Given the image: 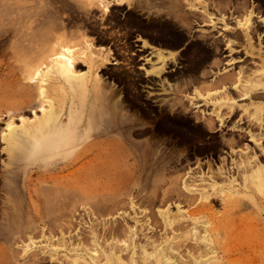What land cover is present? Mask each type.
I'll return each instance as SVG.
<instances>
[{"label": "rangeland", "instance_id": "rangeland-1", "mask_svg": "<svg viewBox=\"0 0 264 264\" xmlns=\"http://www.w3.org/2000/svg\"><path fill=\"white\" fill-rule=\"evenodd\" d=\"M0 4L3 35L19 12ZM69 4L73 38L79 29L88 32L83 40L102 45L101 53L111 49L115 61L100 65L98 73L77 61L75 76L87 75V81L56 88L55 120L36 136L18 139L12 152L0 134V264H155L159 257L162 264H264V112L260 124L249 116L254 105L264 106L252 97L264 94V0ZM39 9L26 12L39 11L46 20ZM44 22L41 30L54 28ZM108 32H125L113 37L125 38L120 55ZM14 41L3 47L9 55L0 57V85L9 90L28 85ZM94 73L102 84L93 81ZM252 79L259 85L242 100L238 95L249 91ZM109 86V102L117 100L121 108L114 129L120 152L113 159L97 152V143L111 135L99 108ZM39 105L36 97L20 116L1 112L0 132L8 123L19 129L21 121L38 120ZM229 105L237 113L220 125L213 111L226 120ZM248 126L253 140L241 138ZM230 140L233 146L224 143ZM242 161L253 165L251 172L242 171ZM82 190L89 199L81 200Z\"/></svg>", "mask_w": 264, "mask_h": 264}, {"label": "bare ground", "instance_id": "bare-ground-1", "mask_svg": "<svg viewBox=\"0 0 264 264\" xmlns=\"http://www.w3.org/2000/svg\"><path fill=\"white\" fill-rule=\"evenodd\" d=\"M2 1L6 2L9 5V6H7L8 8L12 7V10H13V8H16V11H18L19 14H18V16L14 15V16L18 17L17 21H16V18L14 21L13 17H11L13 13L11 15L9 13V15H10L9 19L11 18L12 24L14 21L15 25H13L14 27H12V28L9 27L10 29L8 31H5L6 33H4L3 35H0V57L2 59H4L7 55H9L8 52L3 51V50H5V49H3V47L9 46V44L6 45L7 42L10 43L11 38L14 39L15 40L14 42H16V44H13V46H11V47H13V49H14L13 51L15 53V56L19 60V61L17 60L16 63L19 62L22 64L21 69L26 73L24 75L28 76V80H27L28 85L22 86L19 84V85H17V87L14 90H9L7 88L8 84L2 83L0 85V113L2 112L5 115H8L9 113H14L17 116H20L22 114L23 108L25 106L32 105V103L35 101L36 97L39 100V104H40L39 108H40V112H41V116L38 118V120L34 121L31 124H27V123H25V121H21V127L19 129H17V128L13 127V122L8 123V124H6V128H5L6 130L5 131L2 130L0 132L2 139L6 141L7 148L9 149L8 152H12V147H15V143L18 141V139L24 138L26 136H36L39 132H41V130H43L46 127V125L50 124L51 122H53L55 120V116L57 114V111H55L56 109H55L53 102H52V95H53V92H54V94H56V88L62 89V87L64 88L66 85H68V83H70V84L78 83L81 85L87 81V75L75 76L76 75L75 67L81 66L80 62L77 63V61H82L84 64L86 63L89 66V68H91V71L94 72V69H95V72H97L96 69L100 65L104 64L105 62H106V65H110L109 64L111 62L110 60H113V61H115V60L113 58L114 53L111 51V49L108 50V54L103 53V52L101 53L100 52L101 50H99V49H102V47H101L102 45L99 47L93 46L94 41L91 42L92 39L83 40V37H85V33L87 34L88 32H85L84 34H82V33H80V31L82 32V30H80V29H79V31L76 30V31H78L77 32L78 34L76 33L74 35L75 37L77 36L76 38H78V42H76V40H75L76 38L75 39L73 38L74 32L73 31L71 32V28H72L71 25H73V23L70 20V13H69V11L71 10L70 9L71 4H69L70 0H33L34 2H36V4H34V5H29L27 3V1H29V0H0L1 3H2ZM7 4H5L4 6H6ZM171 5H172V9L174 11H177L178 3L174 2ZM31 8L32 9L41 8V9H39L40 11L42 9H44L45 10L44 12H46V14H47V15L46 14L45 15H46V17L47 16L48 17L46 18V20H41L44 17H41V19H40V17L38 16V13H37L39 11H37V12L27 11L26 12V10H30ZM2 9H4V7ZM1 11L2 10H0V12ZM4 11L5 10H3V12ZM10 11H11V9L9 10V12ZM12 12H15V10ZM18 12H16V13H18ZM155 14H157V12ZM43 15H44V13H43ZM0 16H2V15L0 14ZM0 18L2 19V17H0ZM4 19H5V16H4ZM178 19H181V18H178ZM174 20H176V19H174ZM196 20L197 19H195V21ZM3 21H2V23H3ZM6 21H8V20H6ZM44 21H47V23H53L54 28H52L49 25L51 27L50 30H47V29H46L47 31H44L45 29L41 30L44 28L45 25H48V24H45L46 22H44ZM248 22H249V19L245 22V24H248ZM2 23L0 22V24H2ZM5 23H7V22H5ZM8 24L10 25L11 23H8ZM8 24L5 26H8ZM10 26H12V25H10ZM250 26H251V24L249 26L247 25V30L252 29V26L251 27ZM46 28H47V26H46ZM76 28H77V26H76ZM83 30L85 31V29H83ZM42 31H43V33H42ZM252 32L250 31V33H252ZM237 35H236V37H237ZM250 35H252V34H250ZM108 37H110V34L107 36V39H108ZM86 38H88V36ZM180 38H182L181 34H177L176 40L178 41ZM73 40H75V42ZM218 41H212V43H211V45L215 49L218 48V45H219ZM22 42H25V45H23ZM82 42L85 44L83 47L80 46L82 44ZM175 43H176V41L174 43H172V45H174ZM224 43H226V41ZM229 43L230 42L227 41V44L225 46L229 47L230 46ZM20 45L25 46L26 49L24 50L23 48H21L23 46H20ZM103 49L105 50L106 48L103 47ZM125 50H126V48H125ZM13 51H12V54H13ZM109 51L111 54L109 53ZM157 58L164 62V53L157 52ZM260 61H262V60H260ZM262 62H264V61H262ZM111 65H114V64H111ZM160 72H161V69L158 71H154L153 73L159 74ZM1 75H2V72L0 70V77H1ZM93 76H94L92 78L93 81L98 83V85H100V83L102 84L101 79H100L101 76L99 78V75L97 77L95 75V73L93 74ZM253 77H255V76L253 75ZM22 78H23V76H22ZM257 80H255V81L253 80L254 82H251V80L247 81V82L251 83L249 88L245 87L246 90H249V91L241 92V93H243L241 95L239 93L238 97H240L242 100H244L245 97L248 95V93L251 94V92H253V90L259 85ZM260 80H262V79H260ZM243 82H246V81L243 79L242 84H243ZM259 82H261V81H259ZM245 84H247V83H245ZM106 86H108V85H106ZM239 86H238L239 91H243L244 89H242L241 87L244 88V86H246V85L241 86V84H240ZM110 87L111 86L106 87L107 90L104 94L103 105H99V108L101 110L100 115L102 114V116H107L108 119L110 120L111 124H109L108 127H109V131H110L111 135H109L108 137H106L104 139L103 142H105V143H103V144L101 143L102 144L101 146L99 145V143H97L98 145L97 144L96 145H97V147L98 146L100 147V150L97 151L100 155H103V156L105 155L108 158L113 159L116 156V154H118L120 152V151H118L119 149L117 146L119 144L117 145V143H116L117 139H116L115 135L118 134V132H116L117 131L116 130V117L118 116L117 112H118V109L120 110L121 108L119 107L120 103H118L117 100H115L112 104H111V102H109V99L112 98V96L114 94L113 89ZM240 89H242V90H240ZM9 91H11V92H9ZM225 96L222 98L224 99ZM228 96L229 95H227V97ZM234 96H236V94ZM252 97L254 99L260 100V102L261 101L263 102V100H264V94L262 95L261 93H253ZM96 98H97V96H96ZM219 98H221V97H219ZM229 98H227L228 101H231V99H229ZM110 100L113 101L114 99H110ZM214 100H216V99H214ZM234 101H235V99H234ZM222 105H223V103H222ZM228 110H230V111H229V113H227V116H228V114H230L231 118L226 116L227 118H226V120H224L221 118L222 115L224 116V114L219 113L218 108H216V110L214 109L213 114H215V116L218 119H220V125H223V124L229 122V120L232 119V117L235 115V113H237V112H234L235 107L233 105H229L226 112H228ZM241 111L242 112H248V109L243 106ZM263 112H264V106H260L257 104V105L253 106L252 112L249 113V116L251 114V116L256 120L255 124H257L256 122H259V124H260V122L262 120L261 117L263 115ZM263 119H264V116H263ZM262 121L264 122V120H262ZM240 122H242V121H240ZM230 123L233 124V122H230ZM253 123H254V121H253ZM204 124H206V123H204ZM234 124H235V122H234ZM203 127H204V125H203ZM258 127H259V125H258ZM248 128H249V126H248ZM114 129L116 130L115 132H114ZM250 129L251 128H249V131H247V134L241 136V138L244 136H247L250 140H253L254 135L252 133H254V132H251ZM263 135H264V131H263ZM238 139H240V134H239ZM224 143L226 145L233 146L231 143V140L228 142L224 141ZM235 144L236 143H234V145ZM237 144H238V142H237ZM96 150H97V148H96ZM120 150H122V148ZM263 152H264V150H263ZM94 159H96V158H94ZM242 160H244V159L242 158ZM76 161L77 160H75V162ZM245 162H247V160ZM105 163L106 162L104 161L102 163V165L105 166L104 165ZM240 164L246 165L242 168L243 172L250 171L252 169L251 167L253 166V165H251V167H247V164H245L244 161H242V163H240ZM240 164H238V165H240ZM257 164L258 163H256V165ZM111 165H112V163H111ZM241 165H240V167H241ZM237 167H239V166H237ZM254 167L256 168L257 171L261 170V168L259 169L258 166L257 167L254 166ZM113 168H114V166H113ZM247 175H248V173H247ZM249 175H250V173H249ZM245 176H246V174H245ZM246 177L248 178L249 176H246ZM252 177H253V175H252ZM255 178H257V177L255 176ZM85 196H86V194L82 190V193L80 196L81 200L89 199V197H85ZM203 198H202V200H203ZM231 201H232L231 197L228 196V201H227V207L228 208L231 207V204H232ZM203 205L198 210L203 209L204 208ZM197 214H198V212H197ZM162 263H163L162 259H161V257H159V259L156 260L155 264H162ZM204 264H207V263H204Z\"/></svg>", "mask_w": 264, "mask_h": 264}, {"label": "flooded vegetation", "instance_id": "flooded-vegetation-1", "mask_svg": "<svg viewBox=\"0 0 264 264\" xmlns=\"http://www.w3.org/2000/svg\"><path fill=\"white\" fill-rule=\"evenodd\" d=\"M112 32H108L107 34L109 35L110 34V37H108V39H112L114 36H122L123 33L125 32H122L121 34H111ZM107 35V36H108ZM112 36V37H111ZM117 42V44H115ZM125 42V38L123 40H118L117 38H113L112 41L110 42V45H114V51H116V54L120 55L121 53H123L124 51H122V48L123 47H119L120 45H123ZM119 44V45H118ZM225 49V48H224Z\"/></svg>", "mask_w": 264, "mask_h": 264}]
</instances>
